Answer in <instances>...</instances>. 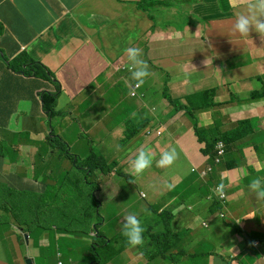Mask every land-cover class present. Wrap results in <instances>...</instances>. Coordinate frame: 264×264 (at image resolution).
I'll return each instance as SVG.
<instances>
[{"label":"crops","instance_id":"crops-1","mask_svg":"<svg viewBox=\"0 0 264 264\" xmlns=\"http://www.w3.org/2000/svg\"><path fill=\"white\" fill-rule=\"evenodd\" d=\"M238 2L0 0V46L10 58L24 52V59L41 61L55 74L52 80L15 71L0 76V203L9 190L21 195L9 201L10 211L0 209V264H27V257L35 264H75L73 258L85 264L95 228L92 198L98 212L109 193L131 202L117 214L121 224L130 213L141 221L147 207L151 220L141 224L150 227L159 214L155 209L172 207L173 227L181 235L166 256L133 249L122 236L120 249L104 252V264H264V201L248 188L252 179L264 180V38L255 31L233 32L237 14L247 10L242 3L233 6ZM127 47L142 50L150 72L137 97L131 95L130 72L117 69L128 64ZM59 84L55 111L62 122L56 131L40 92L56 91ZM206 89L214 93H197ZM246 119L253 128L238 124ZM194 122L204 128L203 140ZM51 129L78 158L87 157L94 144L117 168L95 169L93 192L85 170L70 167L74 160L55 148ZM218 139L229 144L225 161L202 176L200 169L211 164L202 149ZM141 147L156 159L165 150L177 153L170 167L154 161L136 179L148 186L152 207L135 201V176L127 173ZM120 173L129 179L117 190ZM219 181L229 196L224 204L209 197ZM220 212L229 218L225 224L239 219L245 232L216 252L213 235L200 234V227L214 229ZM83 217L86 228L73 230ZM33 222L31 231L20 227Z\"/></svg>","mask_w":264,"mask_h":264},{"label":"clouds","instance_id":"clouds-1","mask_svg":"<svg viewBox=\"0 0 264 264\" xmlns=\"http://www.w3.org/2000/svg\"><path fill=\"white\" fill-rule=\"evenodd\" d=\"M240 3H242L246 7L247 10L245 12L237 14V16L235 18V22L232 25L233 32L234 33H238V34H240L242 36H248L250 31H255L262 38H264V0H239V2L237 4H234L233 6H239ZM0 26H2V25L0 24ZM124 52L126 54L128 64H120V65L117 66V69L119 71L130 72L131 79L133 81H135V83L131 86V95L134 96V97H137V96H140L139 90L141 88V85L144 83L145 79L150 75V72L148 71V65H147L146 61L141 59L142 50L140 48H138V47H127V48L124 49ZM1 54L3 56L4 52H1ZM14 58H11V59H14ZM38 62H41V61H38ZM10 71H13V70H10ZM23 76H25V75L23 74ZM25 77L36 78L34 76H25ZM53 77H55V76H51V78H38V79H51L52 80ZM56 83H60V82L58 81ZM58 86L60 87V84ZM44 91H51V92L55 93L58 90L52 91V90L46 89ZM44 91L40 92V96H41V100H42V103H43V110L45 112H47L44 109V105L45 104H44L43 97H42V93ZM60 91H61V87H60V90H59V94H60ZM256 94H255L254 97H256ZM166 95H167V93H166ZM51 115L54 116V112H52ZM51 115H49V116H51ZM246 123H250L251 127L253 128V125L251 123V119L238 121L239 125H243V124H246ZM154 131L156 132V134L158 136H160L162 134V129L161 128H157ZM147 133L151 134L152 131L148 129ZM51 134H52L53 138H54L55 135H57V134L54 133V130H52V129H51ZM62 140H63V138H62ZM63 142L70 149V153L71 154H69L70 155L69 157H71L74 160V162H75L74 165L78 166V168H80V169L85 170L86 180L89 179L90 181L94 182L93 180H91V177L93 176V173H94L95 170L92 171V169H90V170L87 171V169L84 166V164L86 162V159L92 153H95L96 155H101V156H104V155L92 151L87 157L84 158L85 160L83 161L82 164H78L79 158L75 154H73L71 152L70 145L64 140H63ZM55 148L57 150H60L61 154L66 155L65 152H63L62 149H60L56 144H55ZM228 148H229V144L227 145V143L223 139H218L216 141L215 145H214L215 158H214L213 164H208L206 167L200 169V171H199L200 174L202 176H209L214 171V169L217 166L221 165L225 161V157H226V155L228 153ZM66 156H68V155H66ZM176 158H177V153H176L175 149L162 151L159 154V158L156 159L155 154L152 152V150L150 148L141 147L140 149H138L137 154L135 155V157L128 161L127 173L130 176H135V177L141 176L147 169L152 167L154 161H155V164H156L157 167H159V168H168L175 162ZM105 159H106L107 163L112 166V168L110 170L106 169L104 171L101 168L102 167L101 163H100V168L95 163V167H96L95 169L101 170V171H103L105 173L106 171H111V170L117 168V165H118L117 161H111L110 162V161L107 160L106 157H105ZM113 162H116V164L113 165ZM195 169H197V168H195ZM87 173H89V175H87ZM120 174H122V173H120ZM123 175H125L127 177V175L125 173H123ZM217 183L218 184H216L212 188V190L210 192L211 194H210L209 197H212L218 203L224 204L228 200L229 196H228V194H227V192L225 190V185L223 183H221V181H219ZM94 184H95V182L92 184V189L94 187ZM89 185H91V184H89ZM166 186L169 189L172 188L171 184H168ZM248 188H249V190L252 193L255 194L256 199L258 201H264V180H262L261 178H254V179H252L250 181V183L248 185ZM4 197H5V199L0 203V209L9 210L10 211V206L11 205H10L9 201L12 199V197H9L8 195H5ZM142 197L143 198L145 197L144 193H142ZM13 199H15V198H13ZM152 206H154V202L150 205V207H152ZM99 207H100V205H97L96 208L93 211L95 217H96V215L99 214V211L97 212ZM11 210H14V206L11 207ZM89 210H90L89 207L85 208V212L83 213V215L87 217ZM155 210L159 214H158V217L156 216L157 219L155 220V222L153 224H151L150 227L149 226H144L143 227L142 224H141L140 219L135 214L130 213V214H127L124 217V222L122 224V235L126 238L127 244L130 247H132L133 249H138V248H140L143 245V243L145 241V238H146V235L151 240V234H149L146 231H148L152 226H157L158 222L161 220V217H162V215L160 214L161 212H163L165 210H168L172 214L171 217L172 218L174 217V210L169 209L168 207L166 209L162 210V211L160 210V208H157ZM218 217L219 218H224V217H226V214L224 212H220ZM172 221H173V219H172ZM172 221H171L172 229L174 230V232L178 233L179 236H180L181 234L174 229ZM231 223H233V222H231ZM204 225L208 226V223L204 222ZM33 226H34V222L30 223V224H20V227L24 228L25 231H31ZM91 230H92V232L94 234L93 238H92L91 245H90L91 251H92V258L87 261V264H92L94 261H97L98 259H100V261H101L100 264H104V257L102 256L103 257L102 258L97 253V247H96V243H95V240H94V237H98V235L100 233L98 231V224L95 223V228H94V226H92ZM89 234H90V232H88L87 235H89ZM100 237H102L101 234H100ZM100 237H98V238H100ZM26 239L29 240V235H26ZM175 240H174V242H175ZM151 242L152 243H157L159 245V248L158 249H141L140 248V249L142 251H146V252L152 251V253H155V252L159 251L160 254L163 255V256L171 255L170 249L172 247L171 245L174 242L171 241V243H167L166 244L167 247H165V246L162 247L160 242H154L152 240H151ZM258 245H259V241H254V246L257 247ZM107 248H109V246H107ZM165 248L168 249V251L166 253H163L162 251ZM85 258L86 257H84V262H85ZM28 259H32L34 261L33 258L27 257L26 263H27ZM34 264H35V261H34ZM58 264H64V262L61 260V261L58 262Z\"/></svg>","mask_w":264,"mask_h":264},{"label":"rangeland","instance_id":"rangeland-1","mask_svg":"<svg viewBox=\"0 0 264 264\" xmlns=\"http://www.w3.org/2000/svg\"><path fill=\"white\" fill-rule=\"evenodd\" d=\"M0 57H1V54H0ZM257 89L259 90L260 88H257ZM111 93L112 92H110L109 97H111ZM58 115L59 114L54 113V117H55L54 127L56 131H58L59 125L62 122V121L58 122L57 120L59 118ZM62 126L64 127V124H62ZM57 135L61 137L60 134H57ZM119 147H122L123 149H125V146L120 145ZM92 148L94 152L98 153V149L96 148L94 144H92ZM122 153H125V152H122ZM84 160H85L84 158H81V159L79 158L78 164H82ZM70 167L74 168L75 170H80V168H78V166L74 164H72V166ZM120 175L121 177H119L117 181V183L119 184V187L117 190H119V188L123 189V186L128 184L127 180L129 178L123 174H120ZM104 179H105V176H104ZM136 179H138V177H134V182L136 183L133 185L135 201L139 204V206H147V205L150 206L153 202H152V197H151L148 186L141 185L139 182H136ZM130 182L133 183L132 181ZM140 189H143L148 193V196L146 198H142L140 196L139 194ZM103 199H104V203L102 207L99 209V214L96 215L95 217V223L98 224V231L100 232L102 237L100 238L94 237L96 247H97V253L101 257L103 256L104 252L107 250V247L105 246L106 241L107 243H109L108 244L109 248H112L114 250H118L121 248L123 244V241H122V236H123L122 235V224L123 223L121 224L120 220L118 219L117 214L120 212L121 207H125L131 204L129 200H122L119 197H113L111 193L104 195ZM141 213L142 215L140 218H143L141 220L142 223H144V221L145 223H147L148 221L151 220V216H152L151 209L144 207L141 210ZM204 219L205 218L201 217L198 223H201ZM228 219H229L228 216L224 218H216L214 229L212 225H210L208 228L200 227V234L209 232V237L213 235L214 237L213 245H214L216 252L219 250V247L221 244H224L226 241H233L232 240L233 235H235L236 232H239V233L245 232L240 226L239 219H237L233 223L225 224L224 222H227ZM87 222H88V219L86 217H83L82 219H79L77 222H75V224L72 225L71 228L77 231L83 230L86 228ZM212 230H213V233L211 232ZM255 235H256L255 233H252V234H249V237L255 236ZM231 244L233 245V242H231ZM140 248L141 249H158L159 245L157 243H152L150 238L146 235L145 241ZM202 254L206 255L207 252H202ZM91 258H92V254H90L89 257H86L85 264H87V261ZM72 260H75V264H78L80 262V259L78 258H73Z\"/></svg>","mask_w":264,"mask_h":264},{"label":"trees","instance_id":"trees-1","mask_svg":"<svg viewBox=\"0 0 264 264\" xmlns=\"http://www.w3.org/2000/svg\"><path fill=\"white\" fill-rule=\"evenodd\" d=\"M3 27L0 26V33H2ZM0 51L4 52V55L2 56L1 52V57H0V76H10L8 72L10 70H13L17 73H21V76L23 74L25 76H34L37 79L38 78H51V76H55V74L43 63L38 62V61H33L29 59H24L25 54L24 52L18 54L14 59H11L8 55L6 50L0 46ZM19 50V48H14L15 53ZM22 61V62H21ZM19 81V80H18ZM59 90L57 92H51V91H44L42 93L43 101H44V109L46 111H49V115L54 112L55 114H60L55 111V107L57 105V99L59 96ZM199 95H212L214 93V89H206L200 92H197ZM256 93H253L252 95L255 96ZM49 99V102H48ZM213 105V103H212ZM194 128H195V133L198 137V139L203 140L202 136V131L204 128L200 127L197 122H194ZM54 143L62 149L63 152H65L66 155L70 156V149L69 147L63 142L62 138L58 135H55L53 138ZM202 151L209 155V163L213 164L214 158H215V151H214V145L211 144L210 142H207L206 146L202 149ZM95 163L97 166L100 168V163L102 165V170H110L112 166L107 163L106 159L104 156L101 155H96L95 153H92L87 159L84 164L86 167L87 171L92 169V171L95 170ZM116 162H113V165H115ZM89 175V173H87ZM94 182L90 181L87 179V184H93ZM93 191L95 190V187L92 189ZM9 197L18 199L21 195H18L14 191L9 190ZM92 205L94 207L97 206V204L94 205V198H92ZM5 208V207H4ZM90 208V207H89ZM169 209H172V207H168ZM162 215L161 220L158 222L157 226H152L148 231L149 234H151V240L154 242H160L162 247L165 246V243H171L174 242V240L179 236L178 233L174 232L172 229L171 221H172V214L168 210H165L160 213ZM30 229V228H29ZM100 237V233L98 235ZM172 237V238H171ZM107 244V245H106ZM109 243L105 242V246L107 247ZM100 259L97 261H94L92 264H100Z\"/></svg>","mask_w":264,"mask_h":264},{"label":"water","instance_id":"water-1","mask_svg":"<svg viewBox=\"0 0 264 264\" xmlns=\"http://www.w3.org/2000/svg\"><path fill=\"white\" fill-rule=\"evenodd\" d=\"M27 264H34V261L32 259H28Z\"/></svg>","mask_w":264,"mask_h":264},{"label":"built area","instance_id":"built-area-1","mask_svg":"<svg viewBox=\"0 0 264 264\" xmlns=\"http://www.w3.org/2000/svg\"><path fill=\"white\" fill-rule=\"evenodd\" d=\"M222 145V144H221Z\"/></svg>","mask_w":264,"mask_h":264}]
</instances>
